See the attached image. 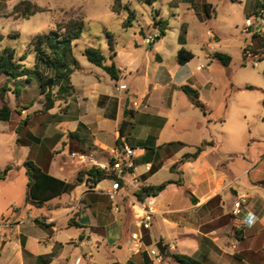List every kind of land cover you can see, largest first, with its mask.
I'll return each mask as SVG.
<instances>
[{
  "label": "crops",
  "instance_id": "obj_1",
  "mask_svg": "<svg viewBox=\"0 0 264 264\" xmlns=\"http://www.w3.org/2000/svg\"><path fill=\"white\" fill-rule=\"evenodd\" d=\"M20 1L0 0V14H10ZM29 1L50 10L42 0ZM155 3L156 0H152L148 4L153 6ZM197 6V3L192 8L189 6V12L194 13ZM259 6L257 15L264 10V3ZM55 7L64 15L76 12L74 7L66 10L63 3ZM53 22L56 26V20ZM253 27L257 42H251L244 57L251 58L254 66L259 67L261 61L264 62V30L259 25ZM125 31L128 33L129 30ZM187 32L181 26L180 35ZM151 36L154 41L149 43ZM207 36L219 40L211 31ZM161 43L155 27L147 26V30L138 28L134 36L125 39L121 45L114 44L107 56L116 61L115 87L107 76L102 82L100 78L107 72L101 67L103 73L96 72L93 83L82 78L74 85L69 81L72 77L60 81L52 109L57 103L59 115L56 121H38L45 124L41 136L53 128V136L48 139L54 140L52 148L61 153L59 162L52 151L40 146L41 140L36 141L39 145L36 149L29 142L33 140L29 128L31 116L25 106H20L24 109L20 115L29 122L24 137L18 133L21 122L14 124L15 112L9 121H0L8 125V131L1 129L0 132L10 133L8 140L3 141L6 150L0 170L9 164L18 167L0 179V264H37L39 257L50 259V264H74L77 258H82V253L85 258L80 264H154L149 250L159 243L169 254L162 255L159 264H180L172 254L191 257L201 264H264V159L252 169L251 160L243 167H226L225 162L234 163V159L229 158L233 151L226 153L219 146L225 104V68L232 62L229 66L220 63L214 58L219 52L215 44L204 40L189 45L188 41L180 39L171 50ZM182 48L194 55L184 65L179 64L177 57ZM79 67L80 63L75 59L61 71L73 74ZM45 69L53 74V70ZM262 74L264 76V68ZM122 85L126 88L118 90ZM247 86L252 85L233 84L235 91L249 90ZM184 87L196 91V95L187 94ZM196 101L204 109L197 106ZM36 109L35 112L40 111ZM124 119L133 125L118 144ZM205 141L212 145L196 160L181 164L177 172L171 170L185 154L195 152ZM253 141L259 145L258 159L264 154V137H255ZM124 142L134 150L131 158L133 175L126 176V182L135 176L142 187L169 180H180L182 184H170L157 197L145 202L155 212L150 229L138 226L135 189H128L125 184L117 203L120 210L116 212L111 207L116 219L108 224V208L102 197L108 198L106 191L111 188L110 179L95 187L83 183L71 194L58 197V203L55 198L41 208L27 203L28 176L22 167L26 161H33L60 179L72 181L80 170L92 166L90 158L97 164L109 165L110 160L124 155ZM12 146L22 149L18 159L9 155ZM79 155L85 159H79ZM71 161L75 165L69 171ZM261 165L263 169L259 168ZM57 170L65 175L57 176ZM65 195L68 200H62ZM243 196L240 212L235 214V203ZM63 221L80 231L66 237L76 247L69 255L57 232L64 230L61 229L65 224ZM72 222L82 227L72 226ZM134 232L143 237L144 248L140 253L130 250ZM90 248L102 250L101 256L96 258L92 251L84 252Z\"/></svg>",
  "mask_w": 264,
  "mask_h": 264
},
{
  "label": "rangeland",
  "instance_id": "obj_2",
  "mask_svg": "<svg viewBox=\"0 0 264 264\" xmlns=\"http://www.w3.org/2000/svg\"><path fill=\"white\" fill-rule=\"evenodd\" d=\"M46 8V11L37 13L29 18H23L8 13L0 14V49L11 48L16 50L17 59L29 69H37L44 74L51 75L43 66V61H40L38 55V44L35 38L38 35L50 34L55 31L58 34H54L52 40H63L62 34L65 33V26L69 21L83 20L84 26L80 39L68 41V44H61L63 47L68 48V54L65 62L67 67L71 65L70 55L80 63V67L75 73H68L69 77H72L69 81H72L74 85H78L82 78H86L88 81H96V72H102L100 67H96L87 60V57L83 55L86 49L99 50L105 56V64L111 65L116 63L113 58L107 56V53L111 49V44L121 45L125 39H130L134 36V32L138 28L142 27L147 30V26L151 28L155 27L159 38L162 39V45L165 49L171 50L174 45L178 43V40L184 39L188 41L189 45H195L196 40H204L208 43L215 44L216 49L219 52L226 53L231 56L232 63L230 67L225 68V104L222 109L223 116L221 123L223 128L219 134V146L224 149V152L233 151V155H229L233 161L225 162L224 166L243 167L245 163L250 162V169L259 164L264 159V154L258 156L259 145L256 141H253L255 137H264V76L263 68L264 62L261 61L259 67L254 66L251 58L244 57V51L249 48L251 42L256 40L255 27L245 30L246 21L249 19L256 26L260 24L259 16L257 15V9L260 3H264V0H156L153 6L152 0H121L116 3L115 0H42ZM63 3L66 10L74 7L75 14L71 12V15H67L63 12L57 11L55 6ZM194 3L199 6L196 7L194 13L189 12V6H194ZM205 3V4H204ZM204 4V5H203ZM206 5V6H205ZM45 8V7H44ZM159 13V15H158ZM202 14V15H199ZM131 18V26L124 28V23L128 17ZM133 18H135L133 20ZM156 19V23L153 21ZM56 20V26L54 24ZM162 22V30L165 34H162V30L157 23ZM181 26L187 34H181ZM125 29H128L126 33ZM208 31L218 36L219 40L208 38ZM111 37H109V35ZM56 35V36H55ZM54 38V39H53ZM150 38H154L151 36ZM113 39V40H112ZM68 40H70L68 38ZM154 40V39H153ZM195 49L194 46H190ZM189 48V46H188ZM46 50L48 56L53 57V53L50 48L44 46L40 51ZM72 51V52H71ZM61 57H63L62 50H59ZM40 55V54H39ZM64 58V57H63ZM64 61V60H63ZM69 63V64H68ZM244 64V65H243ZM105 74V73H104ZM108 74V73H107ZM103 75L102 82L104 83V76H107V80L115 87V80L110 74ZM72 75V76H71ZM68 77V79H69ZM231 77V78H230ZM246 83L252 85L254 89L245 91H235L233 84ZM17 88V91H14ZM54 92L57 91V87H54ZM236 92V93H235ZM2 93L4 96H2ZM4 97V98H3ZM45 95L41 93L40 81L36 73L24 76L19 79H12L7 82V76H0V107L4 101H8L12 107H18L19 112H15L14 124H20L26 120L24 115H20L21 105L25 106L31 116L30 131L32 132L31 145L34 149L38 148L36 144L37 140H41V144L46 151H52L54 158L60 161L61 153L57 148H52L53 128H50V132L45 135L40 131L45 132V124H39V120H47L50 122L56 121L58 113V107L49 112H42L43 105L45 103ZM40 110L35 112L34 109ZM49 114V116L47 115ZM247 118V119H246ZM21 120V121H20ZM224 121V122H223ZM27 123H21L22 128L19 130L21 137L25 136V128ZM220 123V122H219ZM7 129L8 125L5 122H0V130ZM10 136L9 132L2 134L0 132V163L4 161L3 153L6 150V144L4 140ZM47 138V139H46ZM46 140V141H45ZM9 142V141H8ZM217 142V141H216ZM8 146V145H7ZM263 146V144L261 145ZM49 148V149H48ZM52 148V150H51ZM61 148V147H60ZM54 149V150H53ZM9 155L13 159H18L22 152L19 146L9 147ZM235 153V154H234ZM74 162L71 161L68 165V170H73ZM263 169V165L259 167ZM56 175L63 177L64 173L56 171ZM264 175V174H263ZM255 177V176H254ZM264 177V176H262ZM248 180V176H246ZM20 181V179H18ZM240 184V183H238ZM243 185V184H242ZM20 189V182L18 191ZM62 200H68V195L62 197ZM58 203L60 199L56 198ZM119 199L115 202H111L107 197H102V202L107 206L108 224L113 222L115 214L110 211L114 204L119 203ZM83 205V204H81ZM29 207V206H28ZM82 207V206H81ZM84 207V206H83ZM13 214V212H10ZM63 231L58 232V237L63 241V246L66 248V253L69 255L72 249H76L75 246L67 240V235H74L80 232L76 227H68L67 221H63ZM60 228V227H59ZM52 239L53 236H51ZM50 237V238H51ZM49 238V239H50ZM92 251L96 258L101 256L102 250L85 249L84 252ZM76 257L73 256L72 259ZM82 258H85L82 253Z\"/></svg>",
  "mask_w": 264,
  "mask_h": 264
},
{
  "label": "trees",
  "instance_id": "obj_3",
  "mask_svg": "<svg viewBox=\"0 0 264 264\" xmlns=\"http://www.w3.org/2000/svg\"><path fill=\"white\" fill-rule=\"evenodd\" d=\"M115 1L116 3H119L121 0H115ZM44 11H46V8L40 7L29 0H21L14 7L12 14L16 15L17 17L21 16L23 18H29L31 16L36 15L37 13ZM162 24H163L162 22H159L156 25H159L162 30ZM83 26L84 23L82 20L69 21L65 26V33L62 34V38H65L62 41L52 40L54 34H58L55 31L50 32V34L38 35L35 38V41L38 44L37 50H39L40 52L36 56L40 58V61L41 60L43 61L44 64L43 66H45L47 69L53 70L52 76H49L48 74H44L40 70L29 69L25 67L20 62V60L17 59L16 50L11 48L0 49V76L6 75L7 82H9L12 79L16 80L24 76L30 75L31 73H36L40 81L41 93L44 94L46 98L41 111L49 112L54 108L56 102L57 94L53 90L54 87H57V85L60 84V81L62 79L66 80L69 77L68 73L70 72V71H65V72L61 71L62 68L67 67V63L65 62V60L69 52L67 47H64L62 49L63 46L61 44L62 43L68 44L69 43L68 41H72V40L74 41L79 39L82 35ZM130 26H131V18L129 16L127 21L124 23V27L126 28ZM162 34L163 35L165 34L163 30H162ZM108 35L109 37H111L110 34ZM68 38L70 40H68ZM113 45H114L113 43L110 45L112 49H113ZM43 46L45 48L51 49V52L54 54L53 57L48 56L46 50L40 51ZM59 50H62L64 58L61 57V53L59 52ZM83 54L84 56L87 57L89 62L95 64L98 67L103 68L108 74L111 75V77L114 80L117 79L118 71L116 69V64L115 63H112L111 65L105 64L104 61L106 58L102 53L99 52V50L86 49ZM177 57L179 64L184 65L187 62H189L194 57V55L185 48H182L178 51ZM214 58L225 66H229L230 63L232 62L231 56L222 52L215 53ZM70 59H72L73 61H70L69 63L71 62L73 63L75 60V58L72 56V53L70 55ZM246 89L251 90L254 89V87L247 86ZM183 90L187 94L193 93L196 95V91L189 90L187 87H184ZM15 91H17V88L15 89ZM2 96H4L3 93ZM195 103L197 106L204 109L203 105L199 101H196ZM14 112H19L18 107L16 106L14 108L8 101H4L2 106L0 107V121H9ZM26 121L27 120H23V122L21 123L23 124ZM132 125L133 124L127 119H124V121L121 123L120 136L117 140L118 144H121V138L127 135V132L129 131V128L132 127ZM211 145H212L211 142L208 141L203 142L199 147L196 148L195 152L185 154L178 163L174 164L171 167V170L177 172L178 167L181 164L196 160L201 155V153L208 146ZM113 164H114V159L110 160L109 166L111 167ZM22 167L25 168L28 176L27 203L36 206L38 208L43 207L44 205H46L47 202L55 198H58L64 194H71L78 186L82 185L83 183H86L90 187H95L97 184H99L100 182L106 179H110L112 181L118 179L111 169L103 170L99 166H95V165L80 170L77 173L75 179L72 181H66L54 175L49 174L47 171L40 168L31 160L26 161ZM16 168L18 167L14 166L13 164L7 165L5 168L0 170V179L6 178L8 174ZM181 173L182 172L179 171V174ZM119 181L121 185L125 184L124 180L120 179ZM170 184L182 185L180 180L177 181L169 180L159 185L143 186L139 190L133 192V197L135 198L136 202L145 203L149 198L157 197ZM71 225L82 227L80 224L73 222ZM168 255L169 254L166 253L164 256H168ZM171 256L175 261L179 262L180 264H201L197 260H194L188 256L177 255V254H172ZM50 263H51L50 259H46L43 257H39L37 260V264H50Z\"/></svg>",
  "mask_w": 264,
  "mask_h": 264
},
{
  "label": "built area",
  "instance_id": "obj_4",
  "mask_svg": "<svg viewBox=\"0 0 264 264\" xmlns=\"http://www.w3.org/2000/svg\"><path fill=\"white\" fill-rule=\"evenodd\" d=\"M259 28L261 30H264V10L260 11L259 16ZM245 30L248 31L251 27L254 26L251 20H247L245 24ZM154 38H149L148 42H152ZM126 86H120L117 89H125ZM124 148L125 152L124 155L119 156L118 158L114 159V164L110 167L109 165H102L97 164L93 158L89 159V163L91 165L99 166L103 170H109L111 169L114 174L117 176V180L112 181L111 188L107 189L106 194L109 198V200L113 203L118 198L121 197L120 191L122 189V185L120 184V179L125 181L126 176L133 175L132 169L134 167L133 162L131 160L132 156L134 155V150L129 147L126 142H124ZM78 156V155H77ZM79 159L83 160L85 159V156L79 155ZM125 187L128 189H135L139 190L142 187V183L140 180L132 176V178L129 181H125ZM245 196L241 197L239 201L235 203V214H239V209L244 201ZM136 202V201H135ZM134 202L135 209H138V212H136L137 217V223L138 226L142 229H150L152 225V220L154 216V209L150 204L146 203H139ZM113 208L116 212H119V206L118 204H114ZM144 248V241L143 237L140 233L134 232L131 234V241H130V250L132 253H140ZM149 254L153 257L154 264H159L162 261V254L160 253L159 249L157 247L149 250ZM82 258H77L74 264H80Z\"/></svg>",
  "mask_w": 264,
  "mask_h": 264
},
{
  "label": "water",
  "instance_id": "obj_5",
  "mask_svg": "<svg viewBox=\"0 0 264 264\" xmlns=\"http://www.w3.org/2000/svg\"><path fill=\"white\" fill-rule=\"evenodd\" d=\"M156 247L159 249V251H160V253L162 255H165L166 254V248L162 245V243L157 244Z\"/></svg>",
  "mask_w": 264,
  "mask_h": 264
}]
</instances>
